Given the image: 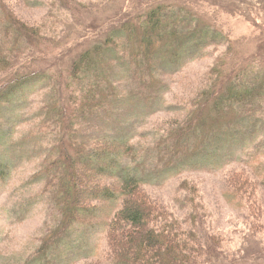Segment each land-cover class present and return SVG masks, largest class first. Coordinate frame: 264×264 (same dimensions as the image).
Returning a JSON list of instances; mask_svg holds the SVG:
<instances>
[{"label": "trees", "instance_id": "16d2710c", "mask_svg": "<svg viewBox=\"0 0 264 264\" xmlns=\"http://www.w3.org/2000/svg\"><path fill=\"white\" fill-rule=\"evenodd\" d=\"M143 6L132 3L129 12L123 9L101 26L81 23L53 35L55 30L24 23L0 0V25L7 33L5 47L0 48V68L7 70L0 84V113L4 107L19 112L16 118L22 126L29 125L23 152L12 148L16 128L7 132V122L0 125V147L8 149L6 160L0 162V177L7 179L8 171L2 168L14 152L30 154L40 147L51 153L37 177L46 181L62 218L59 234L45 241L41 256L55 247L54 239L61 241L85 225L91 212L98 218L105 212L101 220L115 264L230 261L215 248L217 237L203 244L196 208L193 220L183 222L143 193L145 184L152 182L147 177L164 170L151 169L152 148L134 135L166 108L170 76L202 57L208 47L228 42L232 50L234 44L195 8L172 1L149 10ZM234 57L221 60L190 110L158 138L160 148L167 144L165 138L172 141L167 151L177 162L193 158L192 165H202L217 159L226 162L221 168L226 169L234 162L232 149L264 137V58L249 56L238 63L231 62ZM40 62L48 66L36 69ZM36 96L41 101L35 105ZM31 107L37 115L28 118ZM1 115L0 120H6ZM117 121L125 122L119 130ZM243 168L235 169L239 177L232 179L233 188L245 198L253 197L255 189L249 192V183L262 185L263 180L251 170L253 181L247 172L237 171ZM95 170L100 180L90 196L85 180Z\"/></svg>", "mask_w": 264, "mask_h": 264}, {"label": "rangeland", "instance_id": "374dc122", "mask_svg": "<svg viewBox=\"0 0 264 264\" xmlns=\"http://www.w3.org/2000/svg\"><path fill=\"white\" fill-rule=\"evenodd\" d=\"M3 1L9 4L7 10L15 13L24 23L55 30L53 35L56 31L59 35L68 31L69 27L81 23L101 26L123 9L129 12L132 3L141 2L144 4L143 10H149L150 6L154 7L166 1H172L176 6L190 7L184 3L187 1L207 23L214 25L234 44L232 50L228 42L214 44L182 72L170 76L171 91L165 97L166 108L149 118L147 125L136 130L134 136L139 138L137 142H147L151 146L149 160L154 166L151 169L164 170L157 174L151 173L154 177H147L152 180L143 187V193L148 198L169 209V212L183 222L193 220L191 216L196 208V212H199L197 226L203 244L208 246L210 238L217 237L218 247L215 248L230 257V261L223 259L217 264H264V137L256 144L232 149L230 159L234 162L226 169H221L226 162H219L217 159L202 165H192L193 158H186L179 163L167 151V144L172 141L165 138L167 144L162 148L158 141V138L166 135L165 130L169 123L177 122L190 110V104L210 84L212 71L221 60L235 56L231 62L241 63L249 56L262 55V59L264 58V0ZM212 1L220 5H214ZM81 6L86 7L82 9ZM75 8L77 13L73 11ZM0 18H3L1 7ZM0 24L3 23L0 21ZM6 40L7 33L0 25V48L5 47ZM46 65L40 62L35 66L38 69ZM262 67L264 68V64ZM4 70L0 68V84L7 73ZM40 98H34L37 101L35 105L40 103ZM37 107H34L36 111ZM2 109L5 112L0 113V117L5 114L7 121L2 117L0 121L3 123L0 122V125L7 122V132L16 128L14 134L12 133L15 136L13 150L16 147L20 152L25 151L27 148L24 137L28 133L29 125L22 126L16 118L19 112L12 110L10 113L5 107ZM27 112H30L28 118L37 115L32 107ZM123 124L124 121L115 122L118 130ZM7 150L0 147V162L6 160ZM18 153L13 154L12 151V161L2 168L3 172L8 171L5 177L7 179L0 177V264H115L109 255L112 247L106 240V225L101 220L105 212L99 218L91 212L85 225L77 226L61 241L54 239L57 244L48 255L39 254L45 241L59 234L62 218L52 199V193L47 192L46 181L42 182L37 177L51 153L46 150L43 153L40 147L30 154ZM172 167L180 169L176 171ZM236 168H243L237 171L247 172L246 175L252 181L255 178L251 171L263 180L262 185L254 183V186L249 183V192L255 189L253 197L246 195L245 198L233 188L232 179L239 177ZM99 180L96 170L89 172L85 185L90 196L96 190ZM107 202L110 203V200L103 202L95 210L100 211ZM119 207L120 205L117 206Z\"/></svg>", "mask_w": 264, "mask_h": 264}]
</instances>
